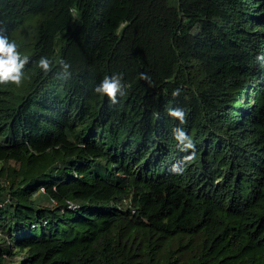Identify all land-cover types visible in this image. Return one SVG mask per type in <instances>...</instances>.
Listing matches in <instances>:
<instances>
[{
	"label": "trees",
	"instance_id": "1",
	"mask_svg": "<svg viewBox=\"0 0 264 264\" xmlns=\"http://www.w3.org/2000/svg\"><path fill=\"white\" fill-rule=\"evenodd\" d=\"M0 34V264H264V0H0Z\"/></svg>",
	"mask_w": 264,
	"mask_h": 264
},
{
	"label": "clouds",
	"instance_id": "2",
	"mask_svg": "<svg viewBox=\"0 0 264 264\" xmlns=\"http://www.w3.org/2000/svg\"><path fill=\"white\" fill-rule=\"evenodd\" d=\"M256 61L264 62V54L256 56ZM29 62V58L22 56L18 51L14 41H10L8 36L0 34V85L21 86L24 80V70ZM37 65L46 75L52 71V61L46 56H42L38 60ZM70 69V64L61 62L57 78L64 81L70 79ZM140 79L147 81L151 85V78L146 74L141 73ZM94 93L100 97H107L111 105H116L120 102L118 97L124 96L126 91L121 77L118 74H114L105 76L100 84L94 88ZM171 95L173 98L180 97L181 89H174ZM166 111L171 118L179 121L180 125L186 123V113L182 108L169 107ZM172 137L179 151L187 154L182 160L174 164L171 169L174 174L182 175L186 167L196 159V145L183 127L173 128ZM69 207L74 206L70 203Z\"/></svg>",
	"mask_w": 264,
	"mask_h": 264
},
{
	"label": "rangeland",
	"instance_id": "3",
	"mask_svg": "<svg viewBox=\"0 0 264 264\" xmlns=\"http://www.w3.org/2000/svg\"><path fill=\"white\" fill-rule=\"evenodd\" d=\"M42 204H43V207H44V206H45V207L50 206V204H49L48 202H43Z\"/></svg>",
	"mask_w": 264,
	"mask_h": 264
}]
</instances>
